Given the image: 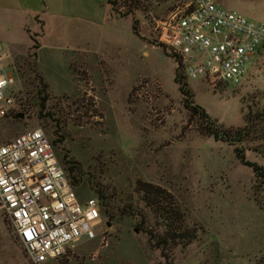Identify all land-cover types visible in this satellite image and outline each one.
I'll use <instances>...</instances> for the list:
<instances>
[{"label": "rangeland", "instance_id": "rangeland-1", "mask_svg": "<svg viewBox=\"0 0 264 264\" xmlns=\"http://www.w3.org/2000/svg\"><path fill=\"white\" fill-rule=\"evenodd\" d=\"M124 1L138 7L133 19L142 39L131 18L101 22L98 5L70 13L90 22L29 18L10 1L0 9L2 60L13 78L6 94L14 98L0 119V146L35 129L53 141L59 127L65 141L54 148L58 159L66 152L121 201H137L138 181L160 187L196 238L164 253L149 246L147 233L158 238L161 230L139 203L146 233L136 229L139 217L113 212L110 218L101 210L96 238L79 240L50 264H264V197H257L261 206L253 200L252 170L240 164L233 146L202 136L174 83L175 62L150 44H166L167 23L184 0ZM217 2L264 23V0ZM37 73L49 87L42 113L54 114L55 123L39 118ZM187 82L194 104L222 127L254 123L256 134L239 148L264 170V49L237 87L219 84L215 91L204 79ZM75 192L81 201L95 199L88 188ZM0 264H30L1 209Z\"/></svg>", "mask_w": 264, "mask_h": 264}, {"label": "built area", "instance_id": "built-area-1", "mask_svg": "<svg viewBox=\"0 0 264 264\" xmlns=\"http://www.w3.org/2000/svg\"><path fill=\"white\" fill-rule=\"evenodd\" d=\"M170 25L168 49L182 60L187 81L237 87L264 49V23L231 12L217 0H184ZM0 46V119L14 98ZM0 209L23 245L30 264H50L81 239L97 236L101 206L81 201L41 129L0 146Z\"/></svg>", "mask_w": 264, "mask_h": 264}, {"label": "trees", "instance_id": "trees-1", "mask_svg": "<svg viewBox=\"0 0 264 264\" xmlns=\"http://www.w3.org/2000/svg\"><path fill=\"white\" fill-rule=\"evenodd\" d=\"M105 1L110 19L131 18V20H134V11L137 10L138 7L134 4H131V1H124V3H122V0ZM184 5L185 3H183V5H181L182 7L179 9L184 10ZM173 19L174 18L169 19V22ZM132 31L134 35L142 39L138 32L137 22L135 20L132 21ZM150 44L156 48H160L165 56L171 58L175 62L176 69L174 73V83L176 84L180 93L183 107L190 113L192 118L196 117L198 119L202 136L210 137L215 141H221L229 146H233L234 154L240 164L252 170L254 177L252 197L258 206L263 205L264 203L262 204L260 202L261 200L257 199V197L260 199L261 197H264V170L258 164L247 161L242 149L239 148L240 145L244 144V142H248L247 140L251 139L252 136L256 134L257 130L254 126V123L248 121L244 128L235 130L233 128H224L218 124L217 121L212 120L201 107L194 104V96L188 89V82L186 81L184 74L182 60L174 55L168 49V47L164 45V43L150 42ZM34 56H36V54ZM36 76L38 88L35 101L41 109L39 118L42 120L47 119L50 122L55 123L57 120L54 118V114L49 112L44 114L42 113V111L44 112L46 109V106L49 102V87L42 79L40 74L37 73ZM209 84L213 90L219 91V84ZM58 130L59 127H56L54 136L57 138L51 141L54 148H57L59 144H62L65 141V138L59 134ZM260 131H262V129L259 130V132ZM57 160L64 170L72 189L76 191L83 188H88L90 191H92L94 198L100 203L101 210H104L106 216L113 218L115 217L113 216L114 212V214L118 213L119 216L130 218L139 217L141 220L136 225V229L138 232L144 233L145 231L143 226L146 223L145 218L138 214L137 207L140 203L146 210L149 209L154 217V220L159 222V224L156 226L159 228V230H161V235H159L160 237L158 238L152 236V234L149 232L147 233L148 235H146L148 236L147 242L149 246L155 248L156 250H160V252L164 253L169 246L174 248L175 246L183 244L185 247L190 245L191 242L196 238L193 230L189 231L185 228L182 215L180 217V213L176 208V203L174 202L173 198L170 195L166 196V192L160 187L138 181L135 184L134 190L137 201L134 199L129 200L128 202L121 201L118 200L116 195L109 193L97 177L92 175L89 171H86L78 162L70 158L66 152L61 156L60 159L57 158Z\"/></svg>", "mask_w": 264, "mask_h": 264}, {"label": "crops", "instance_id": "crops-1", "mask_svg": "<svg viewBox=\"0 0 264 264\" xmlns=\"http://www.w3.org/2000/svg\"><path fill=\"white\" fill-rule=\"evenodd\" d=\"M8 1L15 2L13 4L15 6L13 9L20 11L29 18L34 17L35 15H40L44 16V19L59 17L78 19L80 21H89L86 16H78L79 13H81L79 11H84V9L88 10L92 6L98 5L99 8L97 10L102 12L100 16L101 22L113 20L109 18L108 8L105 0H89L88 2H86V0H49V5L46 3L47 0H0V9L7 10L4 8L9 4L7 3ZM75 11L79 13L70 14L74 13Z\"/></svg>", "mask_w": 264, "mask_h": 264}, {"label": "water", "instance_id": "water-1", "mask_svg": "<svg viewBox=\"0 0 264 264\" xmlns=\"http://www.w3.org/2000/svg\"><path fill=\"white\" fill-rule=\"evenodd\" d=\"M247 77H248V75H247ZM247 77H246V78H247ZM20 118H22V115H20Z\"/></svg>", "mask_w": 264, "mask_h": 264}, {"label": "flooded vegetation", "instance_id": "flooded-vegetation-1", "mask_svg": "<svg viewBox=\"0 0 264 264\" xmlns=\"http://www.w3.org/2000/svg\"><path fill=\"white\" fill-rule=\"evenodd\" d=\"M2 57V56H1ZM242 84V83H241Z\"/></svg>", "mask_w": 264, "mask_h": 264}]
</instances>
